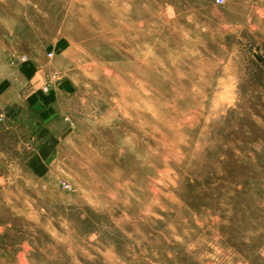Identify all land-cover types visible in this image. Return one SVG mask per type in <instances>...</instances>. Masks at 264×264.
Returning a JSON list of instances; mask_svg holds the SVG:
<instances>
[{
	"label": "rangeland",
	"instance_id": "rangeland-1",
	"mask_svg": "<svg viewBox=\"0 0 264 264\" xmlns=\"http://www.w3.org/2000/svg\"><path fill=\"white\" fill-rule=\"evenodd\" d=\"M0 264H264V0H0Z\"/></svg>",
	"mask_w": 264,
	"mask_h": 264
},
{
	"label": "crops",
	"instance_id": "crops-1",
	"mask_svg": "<svg viewBox=\"0 0 264 264\" xmlns=\"http://www.w3.org/2000/svg\"><path fill=\"white\" fill-rule=\"evenodd\" d=\"M12 110L14 113H16V104L13 105Z\"/></svg>",
	"mask_w": 264,
	"mask_h": 264
},
{
	"label": "built area",
	"instance_id": "built-area-1",
	"mask_svg": "<svg viewBox=\"0 0 264 264\" xmlns=\"http://www.w3.org/2000/svg\"><path fill=\"white\" fill-rule=\"evenodd\" d=\"M217 2L223 4L224 0H217Z\"/></svg>",
	"mask_w": 264,
	"mask_h": 264
}]
</instances>
